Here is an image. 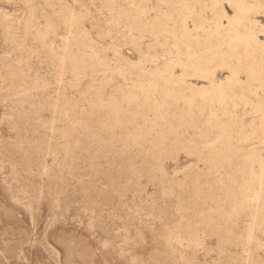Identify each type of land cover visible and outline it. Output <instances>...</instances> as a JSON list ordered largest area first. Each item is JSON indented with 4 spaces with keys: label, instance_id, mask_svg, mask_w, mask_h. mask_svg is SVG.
Returning a JSON list of instances; mask_svg holds the SVG:
<instances>
[{
    "label": "rangeland",
    "instance_id": "obj_1",
    "mask_svg": "<svg viewBox=\"0 0 264 264\" xmlns=\"http://www.w3.org/2000/svg\"><path fill=\"white\" fill-rule=\"evenodd\" d=\"M0 264H264V0H0Z\"/></svg>",
    "mask_w": 264,
    "mask_h": 264
}]
</instances>
